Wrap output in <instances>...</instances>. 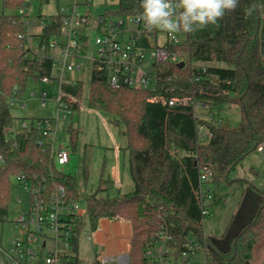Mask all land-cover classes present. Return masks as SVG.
<instances>
[{
    "label": "trees",
    "instance_id": "1",
    "mask_svg": "<svg viewBox=\"0 0 264 264\" xmlns=\"http://www.w3.org/2000/svg\"><path fill=\"white\" fill-rule=\"evenodd\" d=\"M0 14V219L8 213L12 178L27 174L50 190L63 185L67 201H83L85 217L96 231L103 218L120 217L131 223L132 237L128 264H155L145 251L156 246L161 234L171 239L168 257L179 260L188 243L195 240L204 250L206 264H254L255 253L264 247V183L244 178L232 179L237 166L264 145V0H239L237 9L215 25L186 33V39L170 48L181 52L184 66L157 64V93L167 96L197 95L220 111L223 104L237 105L240 120L236 127L213 123L196 114L192 107H172L149 99L151 89L128 86L113 89L104 71L90 73L88 104L92 109L115 117L124 125L132 191L111 194L114 182L101 178L93 192L81 194L78 180L61 171L49 147L39 144L36 122L25 118L15 124L12 98L22 97L29 78L52 76L53 61L39 63L19 37L24 18L19 13L25 0H2ZM254 5V7H252ZM252 7L251 14L246 11ZM139 0H119L106 16L136 14ZM40 17H42L40 15ZM43 39L61 31L62 14L45 18ZM157 45V44H154ZM222 64V65H220ZM176 74V76L174 75ZM174 75V76H173ZM173 76V77H172ZM199 77L193 82L192 77ZM17 87V91H15ZM64 90L80 100L84 83L64 84ZM74 105V111L79 110ZM27 124L24 126V124ZM212 131L207 142H200L198 125ZM75 150L79 131L70 127ZM204 166L213 170L212 182L238 185L242 197L230 224L220 236L207 235L200 207V174ZM84 175L88 169L85 164ZM84 217L75 218L72 249L77 263ZM232 238L231 242H228ZM157 264V263H156ZM264 264V263H263Z\"/></svg>",
    "mask_w": 264,
    "mask_h": 264
},
{
    "label": "built area",
    "instance_id": "2",
    "mask_svg": "<svg viewBox=\"0 0 264 264\" xmlns=\"http://www.w3.org/2000/svg\"><path fill=\"white\" fill-rule=\"evenodd\" d=\"M91 1L76 0L74 4L61 8L59 10L62 14L61 31L49 39H43L41 35L43 28L47 25V20L40 17L35 28H32L31 21L28 19L27 7L23 6L19 9L25 25V30L20 33L19 37L30 49V55L39 63L50 59L53 61V69L55 64L61 69L60 77L42 76L38 79L45 83L52 80L58 82V92L55 96L58 112L55 121L59 122L61 118L66 119L72 116L75 112L74 105L80 106V99L75 94L65 91L63 87L66 83L81 81L76 78V72L85 68L80 59L88 58L91 61L89 74L93 68L104 71L113 89L124 86L151 89L155 92L149 99L151 102L172 107H192L197 115L212 120L213 123H223L221 110L212 108L208 101L200 96L170 97L157 93L159 81L156 65L169 63L178 65L185 59L181 52L170 48L182 42L176 34L166 32L167 40L159 43L160 30L148 32L143 21L137 20L138 13L120 17L100 14L93 23L90 9L88 7L86 11L79 9L80 6H87ZM88 27H92L96 33V49L92 57L87 55L90 41L87 33ZM33 41L37 48L33 47ZM53 51L56 56L52 54ZM261 53L264 62V42ZM66 73H69L67 78L64 77ZM153 79H155V86L151 87ZM191 80L199 81V77L194 76ZM17 90L15 87V91ZM46 96L47 93L41 94L42 103H45ZM11 100L12 104L18 101L16 97ZM26 125L25 123L24 126ZM36 127L40 132L39 144L50 148L57 166L67 164L71 156L69 148L63 145L56 148L49 140L53 133L52 120L38 121ZM197 132L199 141L202 143L212 137V131L205 123L198 125ZM258 150L264 152V145L261 144ZM14 178L30 191V200L28 208L22 209L17 215L15 220L17 231L8 247L0 244V264H73L70 263L75 256L72 249L73 227L75 218L82 217L85 212L81 204L84 202H68L67 190L63 185L50 190L46 184L36 182L27 174H19ZM212 178V168L204 166L201 169L199 181L200 207L205 217L209 214L212 201H215L211 187ZM169 239L171 237L168 234H161L156 240V246L146 250L145 255L155 264H169L173 259L167 256L170 254L167 246ZM198 251L199 243L193 240L188 243L187 249L181 253L179 260L183 259L187 262ZM128 255L106 253L100 257L98 264H128L130 261Z\"/></svg>",
    "mask_w": 264,
    "mask_h": 264
},
{
    "label": "rangeland",
    "instance_id": "3",
    "mask_svg": "<svg viewBox=\"0 0 264 264\" xmlns=\"http://www.w3.org/2000/svg\"><path fill=\"white\" fill-rule=\"evenodd\" d=\"M76 0H28V19L31 21L32 28L37 25L40 15L44 18L55 15L61 8L74 4ZM82 2L84 0H81ZM119 0H92L87 6H80L81 11H86L87 7L95 18L104 14L107 9H116ZM3 12L2 0H0V14ZM93 26V24H92ZM89 35V45L87 55L94 56L96 49V33L92 27L87 28ZM181 41L186 39V33H175ZM167 40L166 32L159 31L158 42L164 43ZM33 47L37 48L33 41ZM56 56L55 51L52 52ZM58 57V56H57ZM85 65L83 70L76 72V78L84 83V91L80 100V107L72 116L66 119L57 118L58 105L55 96L58 92V82L52 80L49 83L29 78L22 97L11 105L12 115L16 118L15 124H19L25 118L26 122L31 119H51L53 133L49 139L53 145L58 148L63 145L69 148L71 152L70 161L58 168L66 174H72L77 177L78 188L81 194H87L95 191L101 178L111 179L115 176L118 167L120 168L122 186L116 183L111 188V194L127 193L133 190L134 184L130 175L129 153L126 150L127 139L123 134L124 125L118 124L114 116L103 111L92 109L88 104V95L90 90V66L91 61L88 58L80 59ZM222 65V64H220ZM61 69L55 64L52 77H60ZM69 77V73L64 75ZM155 86V79L151 82V87ZM47 93L45 103H42L41 94ZM223 125L226 127H236L240 120V110L237 105L223 104L220 107ZM54 119V120H53ZM70 127L79 131L77 146L73 150L71 146ZM88 169L87 178L84 175V168ZM232 179L244 178L253 181L258 185L264 183V152L255 150L250 153L234 170ZM212 193L215 195V201L209 206V214L205 217L203 225L207 235L220 236L230 224L233 215L236 213L241 197L242 189L238 185L226 186L212 182ZM119 188V189H118ZM20 199V200H19ZM30 200V191L25 185L15 178L11 181L10 202L8 213L5 218L0 219V244L8 247L11 238L15 235V220L22 209H27ZM85 208L84 203H81ZM86 221L84 232L80 237L78 262L73 264H94L97 255L101 253L100 247L94 246L96 240L95 232L91 229L89 220L83 214ZM109 233L120 236L118 245L121 252H128L129 245L127 236L131 225L127 222H113L109 219L102 224ZM229 238L228 242H231ZM264 263V247L256 251L254 264ZM169 264H206L205 251H198L187 262L180 259L175 263L171 259Z\"/></svg>",
    "mask_w": 264,
    "mask_h": 264
},
{
    "label": "clouds",
    "instance_id": "4",
    "mask_svg": "<svg viewBox=\"0 0 264 264\" xmlns=\"http://www.w3.org/2000/svg\"><path fill=\"white\" fill-rule=\"evenodd\" d=\"M238 5L239 0H139L137 20L148 32L191 33L217 24Z\"/></svg>",
    "mask_w": 264,
    "mask_h": 264
},
{
    "label": "crops",
    "instance_id": "5",
    "mask_svg": "<svg viewBox=\"0 0 264 264\" xmlns=\"http://www.w3.org/2000/svg\"><path fill=\"white\" fill-rule=\"evenodd\" d=\"M121 177V173H120V168L118 167V170L115 174V176L113 177V182L114 185L115 183L120 187L122 186V180H120ZM119 189V188H118ZM109 219L111 223L113 222H127L131 225L130 222L120 218V217H109V218H103L100 221L99 227L95 232L96 235V240L94 241V246L95 247H100L101 249V253L99 255H97V259L94 262V264H98L99 259L102 255L109 253V254H114V253H121V254H130V250H131V237H132V226H131V231L129 230V234L127 236V240H128V245H129V249L128 252H121L122 250H120L119 245H118V239L120 236H116L113 235L112 233H109L107 228H105L102 224L103 222H105V220ZM79 255V254H78Z\"/></svg>",
    "mask_w": 264,
    "mask_h": 264
},
{
    "label": "water",
    "instance_id": "6",
    "mask_svg": "<svg viewBox=\"0 0 264 264\" xmlns=\"http://www.w3.org/2000/svg\"><path fill=\"white\" fill-rule=\"evenodd\" d=\"M184 64H185V62L183 61V62H180L178 65H179V67H183ZM128 257H129V255H128ZM129 259H130V258H129Z\"/></svg>",
    "mask_w": 264,
    "mask_h": 264
}]
</instances>
